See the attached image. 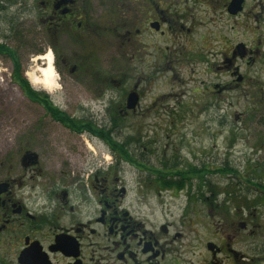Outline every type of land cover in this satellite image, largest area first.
<instances>
[{"label":"rangeland","instance_id":"rangeland-1","mask_svg":"<svg viewBox=\"0 0 264 264\" xmlns=\"http://www.w3.org/2000/svg\"><path fill=\"white\" fill-rule=\"evenodd\" d=\"M13 1L18 4H11V17L23 7V77L35 91L48 94L60 109L69 111L78 98H83L86 106L95 101V109H100L95 120L106 128V133L110 130L114 140L105 147L107 166L121 165L116 171L122 174L133 201L137 194L149 190L147 197H138L136 203L151 214V219L170 223L182 234L174 245L181 260L202 264L209 256L206 242L211 241L229 245L238 257L249 258V262L236 258L235 264H264V1L248 0L245 14L250 18L243 15L231 19L219 5L214 8L218 11L211 12L203 0H167V8L174 13L169 16L177 20L179 16V23L193 28V39L183 37V42L207 48L198 49L195 63L189 60L188 65H178L183 61L176 59L169 68L157 65L158 56L151 48L152 42L157 46L156 39L150 40L148 33L136 36L137 23L131 18L130 2L124 5V0H88L91 34L80 44L70 35L61 37L65 62H58L51 51L57 77L52 92L31 82L41 66L33 60L50 51L34 52L48 46L47 33L37 19L43 0ZM128 30H132L129 35ZM239 41L260 50L255 63L241 65L245 92L243 88L223 94L211 92L213 85L229 80L217 69V60ZM69 59L85 62L86 69L93 73L81 75L86 77H115L118 64L124 78L123 91H128L137 78L145 79L140 86L145 95L140 113L128 118L113 116L104 110L106 102L98 103L92 93L77 91L67 70ZM0 65V145L18 142L24 135L20 131L22 111L29 126L26 135L39 126L37 121L41 119L40 126L54 127L62 140L78 141L61 126L47 123L44 109L23 96V90L12 81L13 66L8 60ZM115 95L107 90L103 99ZM125 139L128 145L118 147V141ZM160 189L167 191L163 195L170 194L160 199L155 196ZM160 200L165 201L164 207ZM244 219L247 228H237ZM228 235L234 237L225 241L223 237ZM229 260L227 264H231Z\"/></svg>","mask_w":264,"mask_h":264},{"label":"flooded vegetation","instance_id":"flooded-vegetation-1","mask_svg":"<svg viewBox=\"0 0 264 264\" xmlns=\"http://www.w3.org/2000/svg\"><path fill=\"white\" fill-rule=\"evenodd\" d=\"M203 1L211 12L218 11L214 8L219 5L231 19L243 15L250 18L248 13L245 14L248 0H238L241 10L237 14L230 11L234 0H221V3L217 0ZM87 2L43 0V9L37 19L47 33L48 46L38 47L34 52L43 54L50 49L58 62H65L60 49L61 37L70 35L80 44L93 30L86 13ZM129 2L132 4L129 8L131 18L137 23L136 36L148 33L150 40L156 39L158 43L157 46L153 42L151 45L158 56L157 65L164 64L170 68L176 59L183 61L178 65H188L189 60L195 63L198 51L207 49L203 44L199 49L195 42L187 45L183 42V37L193 39V28L179 23L182 22L179 16V21L169 16L172 8H167L170 5L167 0H124V5ZM12 3V0H0V64L8 60L13 66L12 81L20 86L25 98L44 109L49 120L47 123L61 126L78 141L62 140L54 127L40 126L41 119L37 121L39 126L33 127V132L26 135L29 126L27 115L22 111L20 131L24 135L18 142L0 145V264H185L174 247L182 234L174 231L170 223L151 219V214L136 203L138 197L146 198L149 190L145 194H137L133 201L122 174L118 172L121 165L107 166L105 147L109 142L106 128L95 120V116L100 114V109H95V101L94 105L89 104L90 107L84 104L83 98L75 99L68 111L60 109L48 94L38 92L35 98L29 97L19 84L25 61L22 58L25 55L24 23L21 21L23 7L11 17ZM178 25L180 28L176 29ZM131 32L128 30L127 34ZM161 42L170 45H161ZM240 44L243 48L238 47ZM258 53V47L255 51L244 41L231 44L228 52H222L221 59L217 60V69L229 80L213 85L211 92L223 94L241 88L245 92L246 77L241 73V65L255 63ZM74 60L69 59L67 70L70 81L78 87H75L77 91L92 93L98 103L106 102L104 110L113 116L128 118L140 113L145 97L140 86L142 82L144 85L145 79L137 78L128 91H123L124 78L118 64L115 77H86L81 75H91L92 71L86 69L85 62ZM16 67L21 76L19 79L14 73ZM107 90L116 93L117 97L104 101L103 95ZM130 95L137 98L134 107H130ZM118 142L121 145H114H128L127 139ZM163 192L167 191L157 190L155 196L163 199ZM188 196L192 197L191 194ZM159 203L164 207V200ZM242 223L244 228L240 226ZM247 226L244 219L237 228L245 229ZM230 237L232 239L234 235L223 239L227 241ZM209 243L212 242H206L209 256L202 264H227L230 258L231 264H235L236 258L249 262L245 255L238 257L229 245L212 243L214 249L211 250Z\"/></svg>","mask_w":264,"mask_h":264},{"label":"bare ground","instance_id":"bare-ground-1","mask_svg":"<svg viewBox=\"0 0 264 264\" xmlns=\"http://www.w3.org/2000/svg\"><path fill=\"white\" fill-rule=\"evenodd\" d=\"M33 61H39L36 73L31 77V82L40 85L49 92H52L57 86V77L54 69V58L51 51L44 56H38Z\"/></svg>","mask_w":264,"mask_h":264},{"label":"trees","instance_id":"trees-1","mask_svg":"<svg viewBox=\"0 0 264 264\" xmlns=\"http://www.w3.org/2000/svg\"><path fill=\"white\" fill-rule=\"evenodd\" d=\"M16 74V78H21L20 74H19V69L18 67H16L15 72ZM19 84L21 85V87L25 90L26 94L31 97V98H35V95L38 94V91H35L33 88L30 87V85L27 82V79H25L24 77L21 78V80L19 81ZM110 130H108V132L106 133V139L109 143H113L111 141H114L111 137H110ZM125 151V150H124ZM120 155L123 156L122 153H120Z\"/></svg>","mask_w":264,"mask_h":264},{"label":"water","instance_id":"water-1","mask_svg":"<svg viewBox=\"0 0 264 264\" xmlns=\"http://www.w3.org/2000/svg\"><path fill=\"white\" fill-rule=\"evenodd\" d=\"M60 4H61V2L59 3V5H60ZM240 10H241L240 2H239L238 0H234V2L232 3V5L230 6V11H231L232 13H234V14H237V12H239ZM238 47H239V48H243V45L240 44ZM240 80H241V77L239 78V81H240ZM136 100H137V98H136L135 95H130V97H129V103L131 104L130 107H134V106H135ZM240 226H241L242 228L245 227V225H244L243 223L240 224ZM208 246H209V248H210L211 250L214 249V246H213L212 243H209Z\"/></svg>","mask_w":264,"mask_h":264}]
</instances>
